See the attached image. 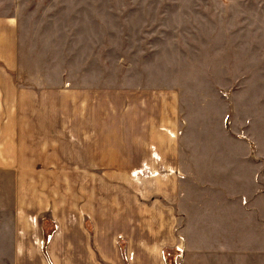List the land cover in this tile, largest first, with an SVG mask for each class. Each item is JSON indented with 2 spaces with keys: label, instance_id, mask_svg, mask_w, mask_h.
<instances>
[{
  "label": "crops",
  "instance_id": "1",
  "mask_svg": "<svg viewBox=\"0 0 264 264\" xmlns=\"http://www.w3.org/2000/svg\"><path fill=\"white\" fill-rule=\"evenodd\" d=\"M29 2L40 0H0V210L9 214L0 217V264H94L100 224L118 226L132 264H160L165 250L182 264H264V156L217 120L230 110L226 76L210 77L220 114L190 131L207 138L187 144L197 105L177 84L127 88V136L116 138V123L101 121L99 85L65 76L56 87V75L30 72L38 47L30 36L25 44ZM50 209L64 216L44 232Z\"/></svg>",
  "mask_w": 264,
  "mask_h": 264
},
{
  "label": "rangeland",
  "instance_id": "2",
  "mask_svg": "<svg viewBox=\"0 0 264 264\" xmlns=\"http://www.w3.org/2000/svg\"><path fill=\"white\" fill-rule=\"evenodd\" d=\"M29 3L36 13L27 21L22 19L34 32L25 34V44L33 37L38 47L31 67L34 71L30 72L56 75L57 81L53 82L56 87L62 86L65 76L70 84L99 85L101 121L116 123V138L127 136V88L172 84L185 91V104L197 105L188 111L191 129L187 144L207 138L205 131L198 134L190 131L207 126L209 112L221 111L224 101L212 96L210 89L214 81L210 77L223 81L226 76L230 110L217 120L223 122L221 127L224 125L227 136L245 141L254 139L251 141L254 151L264 156V0H40V3ZM53 13L55 17L48 18ZM111 107L113 114L107 111ZM195 116L197 126L192 123L196 122ZM236 123L243 127L239 135L235 131ZM216 138L223 143L225 132L219 130ZM205 150L209 149L204 145ZM6 181L10 184V179ZM2 202L10 208L9 203ZM6 210H0L1 218L9 216ZM58 214L64 216L63 211L55 213L51 209L42 214L44 232L60 228L54 225ZM67 216L79 219L74 210H68ZM90 221L85 224L89 232L92 231ZM70 229L76 227L68 226L74 234ZM98 229L100 255L92 258L93 263L132 264L133 258H127L123 233H117L118 226L100 224ZM108 236L115 239L105 240ZM163 254L160 264L183 263L178 255H169L166 250ZM53 261L45 258L46 263L59 264ZM80 262L81 258H71L68 264Z\"/></svg>",
  "mask_w": 264,
  "mask_h": 264
}]
</instances>
